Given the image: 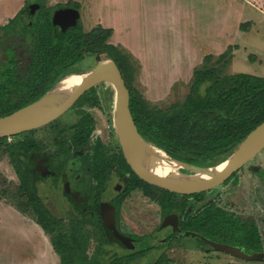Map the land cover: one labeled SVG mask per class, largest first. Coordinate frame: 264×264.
Listing matches in <instances>:
<instances>
[{
  "label": "rangeland",
  "instance_id": "obj_1",
  "mask_svg": "<svg viewBox=\"0 0 264 264\" xmlns=\"http://www.w3.org/2000/svg\"><path fill=\"white\" fill-rule=\"evenodd\" d=\"M10 1L0 0V26L7 23L18 9L32 0H13L15 8H11V4L8 5ZM37 1L52 6L63 0ZM72 1H77L80 5L85 30L95 26L96 15L101 16L100 12L109 16L113 23L115 22L108 41L124 46L135 59L137 72L133 81L134 88L152 104L165 106L185 97L194 69L202 64V51L218 56L233 44L234 46L228 51L232 56L226 64L225 72L246 71L264 76V0H178L177 2L176 0H120V6L110 4L109 0ZM126 22L131 23L126 28L129 31L127 46L133 48L135 52L129 51L123 40ZM241 23H244L246 28L241 27ZM143 55L146 58L142 57ZM94 61L95 57L89 56L82 65L87 68ZM96 88L101 103L97 106H84L96 119L97 133L107 138L113 123V86L109 82H100ZM79 108L80 105L74 106L51 125L47 123L35 129V136L40 141L42 149L38 155H32L27 160L33 170L36 156L48 154L47 152L53 153L51 144L54 143L57 130L63 123L75 119ZM11 139L12 137L8 138ZM250 165L251 167L247 166L238 173L236 171L226 182L237 173L235 181L220 187L216 186L218 195L215 200L217 205L238 214H253L258 219V229L264 234V149L250 161ZM252 166L255 168L253 169ZM18 181L8 156L0 151L1 202L16 200ZM215 189L203 190L200 196L213 195L211 191ZM38 190L55 214L66 217L74 214V205L61 188L53 189L49 180H41L38 182ZM156 195L160 196V191ZM189 203H186L185 210L189 209ZM160 208L155 197L153 199V197L132 194L128 204L122 209L121 216L125 229L137 235L153 232L158 237H166V230L156 231ZM215 210L217 215L214 220L210 216L206 218L204 215L196 214L191 217L188 226L213 240L235 244L246 251L264 249V243L261 247L256 239L247 236L255 231V228L249 225L253 223L252 219L250 222L248 219L245 221L232 219L217 208ZM27 222L30 221L26 219L23 221L0 209V258L2 259L0 264H55L57 258H60L59 254L55 251L56 259L42 256L37 249L40 248L37 244L39 240L37 236L27 235L29 231L32 232L34 223L30 222L29 229L25 232ZM162 242L167 243L166 239ZM196 244L197 238L177 237L175 246L165 250L163 247L160 250L151 249L146 258L142 257L131 264L154 261L162 253L170 258V264H264V260L242 259L231 252L211 246V248L207 246V250L199 251ZM147 246L149 245L146 242H142L137 248ZM44 253L48 255V251ZM107 259L105 256L106 263H108Z\"/></svg>",
  "mask_w": 264,
  "mask_h": 264
},
{
  "label": "trees",
  "instance_id": "obj_2",
  "mask_svg": "<svg viewBox=\"0 0 264 264\" xmlns=\"http://www.w3.org/2000/svg\"><path fill=\"white\" fill-rule=\"evenodd\" d=\"M24 10L0 26L6 36L0 35V116L36 100L64 75L83 70L82 62L87 57L111 56L130 89V107L140 132L177 158L202 165L215 164L227 157L264 120V76L246 71L225 72L232 56L228 51L233 44L218 56L209 53L203 58L202 64L194 69L190 87L182 100L159 106L150 103L134 88L135 59L124 46L108 41L113 28L99 24L85 30L78 23L61 29L48 12L28 22L22 19ZM241 27H245L244 23ZM83 103L99 104L95 86L75 102ZM78 114L76 120L59 128L57 140L62 147L67 144L80 147L88 141L94 126L92 114L83 108L78 109ZM35 129L0 137V151L8 156L19 180L16 200L9 202L31 216L50 236L53 248L60 256L58 264H131L141 257L146 258L151 246L120 252L111 247L113 242L104 233L100 235L88 227L81 213L73 212L66 217L55 214L47 206L38 190L40 179L27 161L34 149L39 148ZM71 130L73 133L69 137ZM9 137L12 139L8 140ZM157 187L163 190L164 198L185 195ZM215 208L235 219L234 215L214 205L198 214L216 218ZM249 225L255 231L247 236L256 239L262 247L264 234L257 226ZM170 262V258L162 253L145 264Z\"/></svg>",
  "mask_w": 264,
  "mask_h": 264
},
{
  "label": "flooded vegetation",
  "instance_id": "obj_3",
  "mask_svg": "<svg viewBox=\"0 0 264 264\" xmlns=\"http://www.w3.org/2000/svg\"><path fill=\"white\" fill-rule=\"evenodd\" d=\"M32 1L25 3L16 12V14H14V16H16L21 11V9H25L24 12L22 13V19L31 22L32 19L39 18L41 17L42 13L46 14L47 12H48L47 15L48 16L51 15V18L53 20L55 12L62 8H77L80 11L79 8L80 5L77 1L63 0V1H59V3L52 6L47 5L45 2L42 1L41 2L37 0H32ZM14 16H12V18ZM78 23H81L84 28L81 12L76 24ZM74 25H70L67 28ZM96 25L99 24H95V26ZM57 26L60 27L59 25ZM4 33H5L4 30H0V35H2V38L6 37ZM98 59L99 58L97 59L95 58V61L89 67H91ZM97 95L99 96L98 93ZM100 103L101 102L99 97V104ZM99 104L90 105L89 103H83V104L74 103L68 110H71L72 107L74 106L80 105V108H83L92 114V112L84 105L97 106ZM60 116H62V114ZM79 116L80 115L77 114L76 118L73 119L72 121L76 120ZM59 117H57L56 119H58ZM92 117L94 120V126L86 144L80 147H75L73 146V144L71 145L67 144V146L62 147L57 140V138L60 136L58 129L54 139V143L51 144V149L53 150V153L47 152L48 154L36 156L37 160L35 162V167L33 171L35 175L40 179V181L49 180L51 188L53 189L61 188L64 194L66 195V197L72 201L74 205L73 209H75L74 210L75 213L76 211L77 213H81L82 217H84L87 220L88 226L92 225V228H94V230L97 231L98 234L100 235L104 233L107 236L106 229L102 219V205L103 204L107 205V203H109V207H112L114 211L115 227L121 234L131 238L135 244V247L130 248V247H124L117 242H113L111 246L113 247L117 246L116 250L120 252L122 251L125 252L127 250H137L139 249L137 248L138 245L142 242H146L149 246H151V249L155 248V250H160L163 247V249L165 250L166 248L175 246L174 242L176 241L177 237L197 238L196 245L199 251H203V249L207 250V246L209 248H211L212 246L210 247V245L206 243L201 238V236H199V235H204V236L207 235L198 230H195L194 228H191L190 226H188L187 223L190 222L192 216H195L196 214H198V212L202 210H207V208L211 207L212 205H214L215 207H219L222 210L228 212L229 215H234V217L239 220L245 221L248 219L250 222V220L252 219L253 220L252 224L257 226L258 228V224H257L258 219L253 214H244V213L238 214L225 207H222L221 205H217V202L215 200L216 196L218 195L215 189L216 187H213V189L215 190L211 191L213 195H209V196H207V194L204 197L200 195L195 196L193 195L194 193H191L185 195H175L173 197L168 195V197L164 198L163 190L159 189L157 185L143 179L133 169L132 165L129 163V161L127 160L124 154L123 148L116 134L113 123L111 124L112 128L108 132L109 133L108 137L104 138L102 135L97 133L96 119L93 114ZM62 126L63 125H61V127ZM72 133L73 132L71 130V132L68 133V136L70 137ZM35 138L37 139L36 136ZM38 143H39V148L34 149V151L31 153V156L32 155L35 156L38 155V153H40L42 146L39 140ZM164 149L172 156L177 158V156L173 155L166 148ZM250 161L245 165H243L240 169H238L237 173L247 166L251 167ZM197 165L204 166L202 164H197ZM207 165H211V164H207ZM252 167L253 169L255 168V166ZM183 171L187 172L188 170L183 169ZM230 176L217 187H220L222 185H225L229 182H233L236 180V178L233 177L230 179L229 182H226L227 180H229ZM210 190H212V188L207 189V191ZM159 191L161 193L160 196L156 195V193ZM132 194H140L144 197H153V199L155 197L157 204H159L161 207L159 212V224L156 227V231L158 232V231L166 230L167 231L166 237H160V236L158 237L153 232L149 234L137 235L125 229L123 224V219L121 216L122 209L125 204L126 205L128 204L129 198L131 197ZM171 201L173 204L172 206H170ZM187 202L189 203V209L185 210L186 208L185 205ZM208 202L209 204L207 205ZM202 205H204L205 207H202ZM165 217H169L168 222L166 224H164ZM177 217H178V225H175V223H173L175 221L173 220L177 219ZM189 231L196 232L199 235L192 236V234L189 233ZM165 239L167 243L163 244L162 241ZM240 248L243 249L242 247ZM253 251L255 250L254 249L250 251L247 250V252L249 253Z\"/></svg>",
  "mask_w": 264,
  "mask_h": 264
},
{
  "label": "water",
  "instance_id": "obj_4",
  "mask_svg": "<svg viewBox=\"0 0 264 264\" xmlns=\"http://www.w3.org/2000/svg\"><path fill=\"white\" fill-rule=\"evenodd\" d=\"M79 16L77 8H62L55 12L53 21L65 29L76 24ZM72 74L82 75L81 80L70 90H62V81ZM100 82H109L113 86L112 121L127 160L143 179L157 186L185 194L211 189L222 184L264 149L263 120L227 157L215 164L201 166L172 156L140 132L130 107V89L118 63L111 56L101 57L91 67L64 75L36 100L0 116V137L46 125L67 111L85 91ZM168 166L175 167L176 173H169ZM168 218L165 217L164 224L168 222ZM102 219L107 236L112 242L124 247H135L134 241L115 227L114 211L109 203L102 205ZM173 221L178 225V217ZM189 233L192 236L199 235L192 231ZM199 236L216 249L231 252L244 259L264 260V250L249 253L236 245Z\"/></svg>",
  "mask_w": 264,
  "mask_h": 264
},
{
  "label": "crops",
  "instance_id": "obj_5",
  "mask_svg": "<svg viewBox=\"0 0 264 264\" xmlns=\"http://www.w3.org/2000/svg\"><path fill=\"white\" fill-rule=\"evenodd\" d=\"M79 1V0H78ZM81 1V0H80ZM178 0H176V2H177ZM240 1H243V0H240ZM109 3L110 4H112V5H121V1L120 0H109ZM11 4V8H15V6H14V4H13V0H11L10 1V3L8 4V5H10ZM19 10V9H18ZM100 14H101V16H99L98 14L96 15V20H97V22H96V24L98 23V24H101V25H103V26H106V27H111V28H113L114 29V27H115V22L113 23V21L112 20H110L109 19V16H105L104 14H102L101 12H100ZM131 23H128V22H126L125 23V25H124V28H125V30H124V34H123V37H124V41L126 42V44H125V46L129 49V51H134L135 52V50L133 49V48H131L130 46L128 47L127 46V42H128V34H129V31L126 29L127 27H128V25H130ZM202 54H203V56H201V58L203 59L207 54L206 53H204V51H202L201 52ZM142 57H145V55H143ZM146 58V57H145ZM197 67V66H196ZM147 68V67H146ZM194 68V67H193ZM0 209L1 210H5L6 212H9V213H11L14 217H16V218H20V219H22L23 221H24V219H26V220H29L30 222H33L34 224H33V229L31 228V230H32V232L31 231H29L28 233H27V235L29 234H32L33 235V237H36L37 236V238L39 239L38 241H37V244L39 245V247L40 248H37L39 251H40V254L42 255V256H46V257H48L49 256V258L50 259H56V257H55V250H54V248H53V245H52V243H51V240H50V236L44 231V229L38 224V223H36V221L31 217V216H29V215H27V214H25V213H23V212H21L14 204H12L11 202H1L0 201ZM30 222H27V226H25V232H27V230L29 229V223ZM48 251V255H46L44 252H47ZM2 259L0 258V261H1ZM59 261H60V258H57V260H56V262H55V264H58L59 263Z\"/></svg>",
  "mask_w": 264,
  "mask_h": 264
},
{
  "label": "bare ground",
  "instance_id": "obj_6",
  "mask_svg": "<svg viewBox=\"0 0 264 264\" xmlns=\"http://www.w3.org/2000/svg\"><path fill=\"white\" fill-rule=\"evenodd\" d=\"M82 78V75L79 74H72L67 76L63 81H62V85H61V89L62 90H70L71 88H73ZM169 173H176V168L173 166H168Z\"/></svg>",
  "mask_w": 264,
  "mask_h": 264
}]
</instances>
